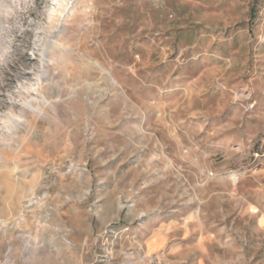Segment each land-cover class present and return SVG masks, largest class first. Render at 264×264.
<instances>
[{"label": "rangeland", "instance_id": "rangeland-1", "mask_svg": "<svg viewBox=\"0 0 264 264\" xmlns=\"http://www.w3.org/2000/svg\"><path fill=\"white\" fill-rule=\"evenodd\" d=\"M0 264H264V0H0Z\"/></svg>", "mask_w": 264, "mask_h": 264}, {"label": "trees", "instance_id": "trees-1", "mask_svg": "<svg viewBox=\"0 0 264 264\" xmlns=\"http://www.w3.org/2000/svg\"><path fill=\"white\" fill-rule=\"evenodd\" d=\"M256 13H257L256 9L253 8V9L251 10V16L254 18L255 15H256Z\"/></svg>", "mask_w": 264, "mask_h": 264}, {"label": "bare ground", "instance_id": "bare-ground-1", "mask_svg": "<svg viewBox=\"0 0 264 264\" xmlns=\"http://www.w3.org/2000/svg\"><path fill=\"white\" fill-rule=\"evenodd\" d=\"M28 105H30V106H31V102H29V103H28Z\"/></svg>", "mask_w": 264, "mask_h": 264}]
</instances>
